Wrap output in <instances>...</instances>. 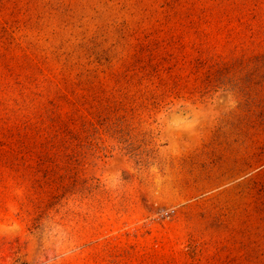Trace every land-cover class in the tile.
I'll return each mask as SVG.
<instances>
[{
	"label": "rangeland",
	"instance_id": "obj_1",
	"mask_svg": "<svg viewBox=\"0 0 264 264\" xmlns=\"http://www.w3.org/2000/svg\"><path fill=\"white\" fill-rule=\"evenodd\" d=\"M0 264H264V0H0Z\"/></svg>",
	"mask_w": 264,
	"mask_h": 264
},
{
	"label": "bare ground",
	"instance_id": "obj_2",
	"mask_svg": "<svg viewBox=\"0 0 264 264\" xmlns=\"http://www.w3.org/2000/svg\"><path fill=\"white\" fill-rule=\"evenodd\" d=\"M9 231V230H8Z\"/></svg>",
	"mask_w": 264,
	"mask_h": 264
}]
</instances>
